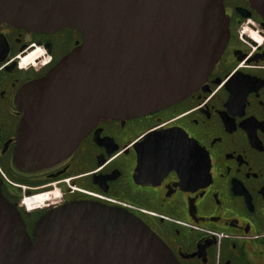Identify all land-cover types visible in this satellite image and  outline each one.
<instances>
[{
    "label": "water",
    "instance_id": "water-1",
    "mask_svg": "<svg viewBox=\"0 0 264 264\" xmlns=\"http://www.w3.org/2000/svg\"><path fill=\"white\" fill-rule=\"evenodd\" d=\"M250 2L264 16V0ZM0 21L83 34L82 43L16 95L22 117L13 164L24 172L69 157L101 120L149 114L186 98L229 40L223 0H0ZM136 148V179L172 169L184 179L190 169L208 175L206 152L180 128L149 131ZM3 184L0 177V264H179L134 212L97 200L52 207L30 235Z\"/></svg>",
    "mask_w": 264,
    "mask_h": 264
},
{
    "label": "flooded vegetation",
    "instance_id": "flooded-vegetation-1",
    "mask_svg": "<svg viewBox=\"0 0 264 264\" xmlns=\"http://www.w3.org/2000/svg\"><path fill=\"white\" fill-rule=\"evenodd\" d=\"M223 5L229 40L196 91L159 111L101 120L69 157L35 172L13 164L22 117L16 95L82 43L83 34L0 21V168L16 183L4 182L3 193L19 207L30 235L52 207L97 200L133 208L179 264H264V16L250 0ZM170 128L203 148L208 175L190 169L192 176L184 179L172 169L161 178L136 179V144L149 131ZM188 164L195 165L194 157ZM24 196L33 198L24 202Z\"/></svg>",
    "mask_w": 264,
    "mask_h": 264
},
{
    "label": "built area",
    "instance_id": "built-area-1",
    "mask_svg": "<svg viewBox=\"0 0 264 264\" xmlns=\"http://www.w3.org/2000/svg\"><path fill=\"white\" fill-rule=\"evenodd\" d=\"M5 176V175H4ZM69 179H66V181H68ZM72 189L74 190L75 189V187H72ZM91 194H93V195H96V196H98V197H101V198H104V199H107V200H110V201H114L112 198H110V197H107V196H105V195H103V194H99V193H93V192H90ZM125 206H128V205H125ZM130 207V206H129Z\"/></svg>",
    "mask_w": 264,
    "mask_h": 264
},
{
    "label": "bare ground",
    "instance_id": "bare-ground-1",
    "mask_svg": "<svg viewBox=\"0 0 264 264\" xmlns=\"http://www.w3.org/2000/svg\"><path fill=\"white\" fill-rule=\"evenodd\" d=\"M44 200H45L44 197H42V198H38V199L36 200V203H38L39 205H41V204H43Z\"/></svg>",
    "mask_w": 264,
    "mask_h": 264
},
{
    "label": "rangeland",
    "instance_id": "rangeland-1",
    "mask_svg": "<svg viewBox=\"0 0 264 264\" xmlns=\"http://www.w3.org/2000/svg\"><path fill=\"white\" fill-rule=\"evenodd\" d=\"M7 174V172H5ZM7 176L13 181V179L11 178V176L9 174H7ZM14 182V181H13Z\"/></svg>",
    "mask_w": 264,
    "mask_h": 264
}]
</instances>
